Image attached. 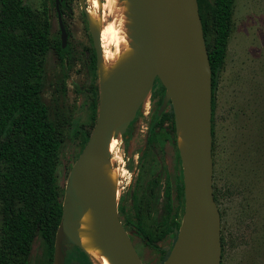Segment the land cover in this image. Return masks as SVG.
<instances>
[{
	"label": "rangeland",
	"instance_id": "1",
	"mask_svg": "<svg viewBox=\"0 0 264 264\" xmlns=\"http://www.w3.org/2000/svg\"><path fill=\"white\" fill-rule=\"evenodd\" d=\"M21 1L36 11L39 22L46 12L49 15L53 46L45 54L42 100L49 119L62 132L55 168L62 199L68 171L81 150L82 133L93 127L90 115L96 56L95 59L92 56L94 42L85 16L89 4L87 0H72L62 13L67 32L64 47L68 48V53L60 59L55 48L60 32L52 1ZM211 38L209 27L206 39L210 41ZM158 108H152L148 97L139 107L128 145H125L123 134L114 135L116 143L106 157L107 162L113 159L114 165L121 168L120 192L116 197L117 204L124 207L123 214H119L121 221H128L146 235L156 237L164 228L157 224L166 200L164 188L170 189V202L174 205L173 184L175 178L181 180L183 177L180 157H176L172 143L161 129L156 140L145 147L144 156L138 158L145 146L144 127L147 126L148 133L161 114ZM170 109L169 103L164 110ZM142 111H147L146 116ZM76 128L80 130L77 135L72 133ZM213 130L212 185L224 236L220 263L264 264V0H234L233 25L223 63L216 75ZM137 175L138 180L147 179V194L137 188L133 192ZM182 209L180 204V217ZM131 232L142 264H161L160 251L146 246L134 230ZM173 241V237L168 236L160 244L162 248H170ZM65 251L71 264H93V261L88 263L72 244H66L63 253ZM52 259L53 250L47 248L40 231L36 230L27 264H52Z\"/></svg>",
	"mask_w": 264,
	"mask_h": 264
},
{
	"label": "water",
	"instance_id": "2",
	"mask_svg": "<svg viewBox=\"0 0 264 264\" xmlns=\"http://www.w3.org/2000/svg\"><path fill=\"white\" fill-rule=\"evenodd\" d=\"M60 1L54 0V7L64 47L67 32ZM129 1L141 56L104 83L96 72L97 116L66 177L52 264H64L66 244L80 247L76 228L89 206L95 211L101 245L111 262L142 264L119 219L117 199L98 176L96 165L107 160L110 138L126 131L156 79L165 89L158 114L171 103L176 138L181 132L184 144L183 150L177 145L182 163L183 212L176 238L161 264H220L221 216L212 185L211 68L197 0H180L181 9L176 14L169 10L168 0ZM90 32L97 67L100 41Z\"/></svg>",
	"mask_w": 264,
	"mask_h": 264
},
{
	"label": "trees",
	"instance_id": "3",
	"mask_svg": "<svg viewBox=\"0 0 264 264\" xmlns=\"http://www.w3.org/2000/svg\"><path fill=\"white\" fill-rule=\"evenodd\" d=\"M51 1L54 5V0ZM71 1L59 3L61 13L69 8ZM197 4L211 68L213 136L216 75L223 63L233 25L234 0H197ZM48 18L46 12L43 21L39 22L36 11L21 0H0V264H27L36 230L40 231L47 248L52 251L61 215L62 199L56 184L55 168L62 132L49 119L42 100L45 54L53 46ZM209 27L212 38L207 41ZM55 48L60 59L68 53V48L62 47L60 40ZM92 56L95 59V52ZM164 90L156 79L149 96L152 108L159 107ZM98 105L99 86L95 73L90 115L93 124ZM159 129L170 140L179 158L172 108L162 111L153 123L147 134L148 144L156 140ZM79 132L76 128L72 133L77 135ZM89 133H82L81 150ZM175 183L176 203L172 205L167 195L158 217L157 224L164 226L162 232L157 237L147 234L143 238L148 247L160 251L162 262L171 247L162 248L160 241L168 236L175 240L180 204H183L182 181L176 178ZM213 196L218 205L214 191ZM221 244L223 247L222 234ZM74 246L91 263L86 253ZM64 257V264H71L68 252H64Z\"/></svg>",
	"mask_w": 264,
	"mask_h": 264
},
{
	"label": "bare ground",
	"instance_id": "4",
	"mask_svg": "<svg viewBox=\"0 0 264 264\" xmlns=\"http://www.w3.org/2000/svg\"><path fill=\"white\" fill-rule=\"evenodd\" d=\"M87 1L89 4L86 12L87 23L100 41V58L96 72L100 82L104 83L129 67L141 56V50L135 42L137 31L134 13L129 0ZM168 8L172 14L179 13L181 1L168 0ZM176 141L179 148L183 150L181 132L177 134ZM115 143L116 140L112 136L105 152L110 153ZM114 161L113 159L109 162L100 160L96 165V171L116 198L120 192L118 176L121 168L114 165ZM76 232L80 247L86 251L93 264H113L101 245V231L92 207L89 206L80 215Z\"/></svg>",
	"mask_w": 264,
	"mask_h": 264
},
{
	"label": "flooded vegetation",
	"instance_id": "5",
	"mask_svg": "<svg viewBox=\"0 0 264 264\" xmlns=\"http://www.w3.org/2000/svg\"><path fill=\"white\" fill-rule=\"evenodd\" d=\"M62 1V0H61ZM60 1V2H61ZM72 2V1H71ZM62 14V13H61ZM170 103V102H169ZM168 103V104H169ZM167 104V105H168ZM171 104V103H170ZM172 108V107H171ZM143 113H144V115L145 114H147V111L145 112V111H142ZM138 114H139V109L137 110V112H136V115H135V117L133 118V120L130 122V124H129V126L127 127V129H126V131L123 133V139H124V142H125V145H128V143L130 142V140H131V138H132V135H133V129H132V126H133V122H134V120L137 118V116H138ZM146 116V115H145ZM144 129L145 130H143V129H141V130H143V132H144V134H143V136H144V144H145V146H144V149L141 151V153H140V155H138V158L139 159H141L143 156H144V154L146 153V151H145V147L147 146V145H151V144H148L147 143V126H145L144 127ZM137 163H138V161H137ZM176 179V178H175ZM180 180V179H179ZM181 181H182V184H183V177H182V179H181ZM175 185H176V183L174 182V184H173V186H174V195H175ZM150 187H151V185H150ZM135 188H137V190L139 191V192H141V193H145V194H147V179H145L144 181H141V180H138V175H137V177H136V179H135V181H134V183H133V186H132V189H133V192L135 191ZM164 194H165V198H166V196L167 195H169L170 196V189H168V188H164ZM183 204H184V198H183V202H182ZM182 204V205H183ZM164 205V204H163ZM163 207V206H162ZM162 209V208H161ZM117 210H118V216H119V214H123V212H124V207H123V205H118L117 204ZM182 212H183V209H182ZM182 215V214H181ZM119 219H120V217H119ZM180 219H181V217H180ZM120 221H121V219H120ZM121 223H122V225H123V227H124V229H125V231L127 232V234H128V236H129V238L131 239V237H132V232H131V230H134V232L136 233V234H138V236L141 238V240H142V242H143V238H145V233L143 232V230L140 228V227H135L134 225H132V224H129V222L128 221H121ZM180 223V222H179ZM147 236V235H146ZM131 242H132V239H131ZM144 243V242H143ZM132 244H133V242H132ZM145 244V243H144ZM146 245V244H145ZM134 246V245H133ZM147 246V245H146ZM66 252V251H65Z\"/></svg>",
	"mask_w": 264,
	"mask_h": 264
}]
</instances>
